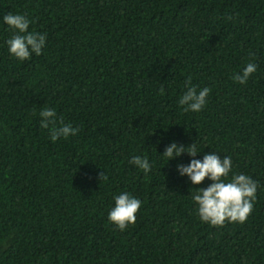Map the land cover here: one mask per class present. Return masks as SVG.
<instances>
[{
    "label": "trees",
    "instance_id": "16d2710c",
    "mask_svg": "<svg viewBox=\"0 0 264 264\" xmlns=\"http://www.w3.org/2000/svg\"><path fill=\"white\" fill-rule=\"evenodd\" d=\"M8 11L47 41L17 61L0 25V264H264V0H0ZM189 74L211 88L199 113L178 107ZM44 107L78 135L52 142ZM173 140L259 182L244 223L200 222L175 172L190 158L159 154ZM120 191L142 201L124 231L107 221Z\"/></svg>",
    "mask_w": 264,
    "mask_h": 264
},
{
    "label": "clouds",
    "instance_id": "9594fccd",
    "mask_svg": "<svg viewBox=\"0 0 264 264\" xmlns=\"http://www.w3.org/2000/svg\"><path fill=\"white\" fill-rule=\"evenodd\" d=\"M30 23L26 14L8 11L0 15V25L5 26L4 30L10 33L3 43L9 56L17 61L29 60L33 55L39 56L46 46L47 33L30 31ZM256 71L257 64L248 62L239 71L234 72L231 79L233 83L244 85ZM192 79L191 74L185 77L184 90L177 103L184 112L199 113L208 102L211 88L193 84ZM159 94H165L163 86L159 88ZM38 115L39 126L48 130L52 142L77 136L80 131L79 127L58 120L55 108L44 107ZM185 153L190 159L187 163L177 162L175 172L190 183L189 189H193L190 193L191 201L200 222L216 227H222L225 222L244 223L252 212L259 182L248 174L234 172L230 156L221 155L218 151L202 153L196 142L183 145L173 140L159 154L164 158L165 165ZM200 153L201 158H195ZM128 164L142 172L145 177L153 170V163L145 155L130 156ZM205 179L210 181L206 186L191 187L201 185ZM112 202L107 212V221L116 229L124 231L135 223L136 213L140 210L142 201L128 191H120L112 195Z\"/></svg>",
    "mask_w": 264,
    "mask_h": 264
}]
</instances>
